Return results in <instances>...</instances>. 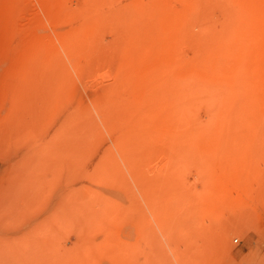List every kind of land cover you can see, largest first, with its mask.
<instances>
[{
    "label": "rangeland",
    "instance_id": "rangeland-1",
    "mask_svg": "<svg viewBox=\"0 0 264 264\" xmlns=\"http://www.w3.org/2000/svg\"><path fill=\"white\" fill-rule=\"evenodd\" d=\"M0 264H264V0H0Z\"/></svg>",
    "mask_w": 264,
    "mask_h": 264
},
{
    "label": "bare ground",
    "instance_id": "bare-ground-1",
    "mask_svg": "<svg viewBox=\"0 0 264 264\" xmlns=\"http://www.w3.org/2000/svg\"><path fill=\"white\" fill-rule=\"evenodd\" d=\"M220 232H221V231H220ZM222 233H223V232H222ZM222 233H221V234H222ZM223 234H224V233H223Z\"/></svg>",
    "mask_w": 264,
    "mask_h": 264
}]
</instances>
